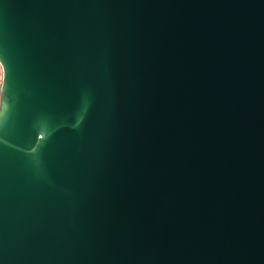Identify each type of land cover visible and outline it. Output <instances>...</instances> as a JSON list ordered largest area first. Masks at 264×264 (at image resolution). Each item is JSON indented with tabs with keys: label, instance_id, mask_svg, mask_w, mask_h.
Returning <instances> with one entry per match:
<instances>
[{
	"label": "water",
	"instance_id": "obj_1",
	"mask_svg": "<svg viewBox=\"0 0 264 264\" xmlns=\"http://www.w3.org/2000/svg\"><path fill=\"white\" fill-rule=\"evenodd\" d=\"M0 264H264V0H0Z\"/></svg>",
	"mask_w": 264,
	"mask_h": 264
},
{
	"label": "snow or ice",
	"instance_id": "obj_2",
	"mask_svg": "<svg viewBox=\"0 0 264 264\" xmlns=\"http://www.w3.org/2000/svg\"><path fill=\"white\" fill-rule=\"evenodd\" d=\"M0 65L3 66V73H4L5 82H6V80H7V69H6V66L4 65L3 61H0Z\"/></svg>",
	"mask_w": 264,
	"mask_h": 264
},
{
	"label": "clouds",
	"instance_id": "obj_3",
	"mask_svg": "<svg viewBox=\"0 0 264 264\" xmlns=\"http://www.w3.org/2000/svg\"><path fill=\"white\" fill-rule=\"evenodd\" d=\"M3 71V66L2 65H0V72H2Z\"/></svg>",
	"mask_w": 264,
	"mask_h": 264
},
{
	"label": "rangeland",
	"instance_id": "obj_4",
	"mask_svg": "<svg viewBox=\"0 0 264 264\" xmlns=\"http://www.w3.org/2000/svg\"><path fill=\"white\" fill-rule=\"evenodd\" d=\"M0 81H1V72H0Z\"/></svg>",
	"mask_w": 264,
	"mask_h": 264
}]
</instances>
